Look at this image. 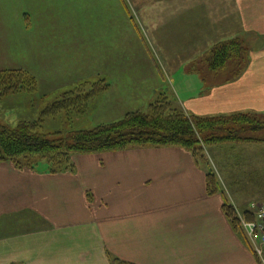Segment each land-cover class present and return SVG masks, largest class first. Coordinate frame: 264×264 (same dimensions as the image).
Segmentation results:
<instances>
[{"label": "crops", "instance_id": "1", "mask_svg": "<svg viewBox=\"0 0 264 264\" xmlns=\"http://www.w3.org/2000/svg\"><path fill=\"white\" fill-rule=\"evenodd\" d=\"M157 1L160 8L164 1L168 30H178L167 39L169 60L200 80L198 94L182 98L183 109L200 116L264 112V0ZM236 37L249 48L239 76L210 82L211 74L193 71L207 70L215 45ZM119 73H111V84L124 92L148 79L128 82ZM46 85L63 86L59 78L39 79L43 91ZM125 103L140 109L139 98ZM72 160L73 170L54 172L47 164L0 161V264H259L223 209L228 196L208 193L191 151L132 145Z\"/></svg>", "mask_w": 264, "mask_h": 264}, {"label": "rangeland", "instance_id": "2", "mask_svg": "<svg viewBox=\"0 0 264 264\" xmlns=\"http://www.w3.org/2000/svg\"><path fill=\"white\" fill-rule=\"evenodd\" d=\"M140 2L138 7L134 0H0V79L7 76L4 72L16 71L25 79L36 80L34 90L5 91L1 87L0 93L5 94L0 96V121L16 126L23 120L42 118L38 130L60 137L57 132L65 136L92 129L129 110L151 113L166 98L183 109L182 98L198 94L200 80L196 74L186 77L184 69L176 70L169 60L167 39L173 42L178 30L167 28L164 1L161 8L156 6L157 0ZM152 9L156 16L151 17ZM164 17V25L156 20ZM150 63L158 66L142 69ZM237 64L238 60H232L227 66ZM230 70L217 76L208 69L201 72L211 74L210 82H224ZM119 71L125 72L121 76L128 82L148 79L124 92L111 84ZM54 78L63 86L46 85L44 91L39 87V79ZM86 94L90 96L83 108L85 102L76 98ZM131 98L140 99V109L125 107L126 99ZM62 99L71 102L61 111L42 114L48 105ZM245 112L262 123L259 131L250 132L252 139L198 145L194 156L205 170L206 182L212 174L215 193L228 196L231 204H242V212L253 201L264 203V112Z\"/></svg>", "mask_w": 264, "mask_h": 264}, {"label": "trees", "instance_id": "3", "mask_svg": "<svg viewBox=\"0 0 264 264\" xmlns=\"http://www.w3.org/2000/svg\"><path fill=\"white\" fill-rule=\"evenodd\" d=\"M248 56L249 48L245 41L236 37L215 45L204 62L207 69L214 73L231 69L228 71L231 79L243 72ZM232 60H238V64L229 68L227 65ZM193 71L201 73L202 70L196 68ZM3 75L7 76L0 79V90L1 87L7 88L5 91L36 89V80L32 77L25 79L23 73L13 71L4 72ZM3 94L4 91L0 96ZM89 96H78L76 101H84L82 107L86 108ZM70 102L69 99L55 101L48 105L42 114L61 111ZM160 102L152 107L151 113L134 110L117 120L98 124L92 129L72 131L65 136L57 132L60 137L38 130V123L42 118L37 121L23 120L16 126H9L0 121V161L11 160L18 168H36L41 162H45L53 172L73 170L72 159L76 154L122 150L132 145L181 146L195 156L198 145L250 140V132H257L262 128L259 119L245 111L200 116L184 111L173 100L166 98ZM216 189L217 184L215 185L212 174L209 173L208 193L214 194ZM223 209L238 233H244L245 240H248L236 208L228 199ZM248 218L251 219L252 216L248 215ZM258 263L262 264L259 259ZM114 264L126 263L116 259Z\"/></svg>", "mask_w": 264, "mask_h": 264}, {"label": "built area", "instance_id": "4", "mask_svg": "<svg viewBox=\"0 0 264 264\" xmlns=\"http://www.w3.org/2000/svg\"><path fill=\"white\" fill-rule=\"evenodd\" d=\"M240 223L256 257L264 264V203L253 201L244 212L236 208ZM248 215L252 218L249 219Z\"/></svg>", "mask_w": 264, "mask_h": 264}]
</instances>
